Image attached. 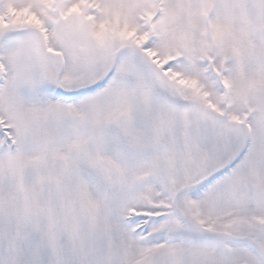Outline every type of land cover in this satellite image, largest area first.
Returning a JSON list of instances; mask_svg holds the SVG:
<instances>
[{
    "label": "snow or ice",
    "instance_id": "snow-or-ice-1",
    "mask_svg": "<svg viewBox=\"0 0 264 264\" xmlns=\"http://www.w3.org/2000/svg\"><path fill=\"white\" fill-rule=\"evenodd\" d=\"M0 264H264V0H0Z\"/></svg>",
    "mask_w": 264,
    "mask_h": 264
}]
</instances>
